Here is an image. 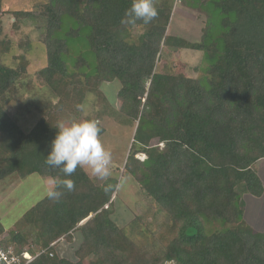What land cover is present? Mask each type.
Segmentation results:
<instances>
[{"label":"trees","instance_id":"1","mask_svg":"<svg viewBox=\"0 0 264 264\" xmlns=\"http://www.w3.org/2000/svg\"><path fill=\"white\" fill-rule=\"evenodd\" d=\"M181 1L205 13L196 38L166 34L172 0H155L158 16L147 25L122 22L132 0H43L32 11L4 10L0 0V33L6 13L14 28L26 18L39 20L46 63L36 74L57 99L52 115L25 132L0 93V176L75 182L72 191L59 187L58 202L42 197L6 234L0 224L4 249L41 250L29 264H264V229L243 215L242 200L245 193L255 204L264 194L256 168L264 158V0ZM30 45L20 43L25 49L12 57L20 59L15 66L0 61L3 86L4 71H26ZM161 45L199 52L198 75L172 63L158 68ZM111 81L118 90L110 101L103 86ZM88 102L92 112L82 116ZM49 104L42 105L49 110ZM105 115L131 126L118 169L154 202L153 215L163 217L152 238L139 216L125 219L116 211L117 189L106 188L117 177L98 183L81 167L65 177L45 163L58 122ZM72 231L78 238L73 259L56 249L59 240H73Z\"/></svg>","mask_w":264,"mask_h":264},{"label":"rangeland","instance_id":"2","mask_svg":"<svg viewBox=\"0 0 264 264\" xmlns=\"http://www.w3.org/2000/svg\"><path fill=\"white\" fill-rule=\"evenodd\" d=\"M38 1L43 0H3V9H26L32 11L35 9V4ZM172 1L173 9L166 28V34L188 39L198 37L204 25L205 13L200 14L199 10H190L181 0ZM207 8L209 9V6H206L205 10H207ZM213 14L215 17L216 13L213 12ZM196 16H200V18H196ZM2 20L3 25L0 33V61L2 64L15 66V63L20 59H12V57H18V55L23 53L22 50L25 49L19 48L20 43L30 42L31 44L27 54H23L24 59L27 61L26 71L24 73L4 71L2 78L7 81L4 86L2 82L0 83L2 85V87L0 85V93H4L3 97L6 98L4 102L5 108L16 120L21 129L25 132H29L42 116L49 118V115H52V105L57 100L55 96L49 93L45 83L36 74V70L46 63V54L44 46L41 44L42 39L38 30V25L40 23L39 20L26 18L23 19L18 28H14V26H12L13 18L9 13L4 14ZM2 43L5 45L8 44L9 49L3 50ZM80 47L84 49V46ZM160 48V53L156 62L158 68L162 70L166 69V66L172 63L173 66L175 65V70H179L189 76L198 75V72H195L193 67L201 64V54L199 52L183 50L181 53L166 45H161ZM7 87L9 88L6 89ZM103 90L111 101L118 90V83L115 81L107 82L105 86H103ZM92 98L94 97H89V99ZM44 102H47V104L50 103L49 105L51 107L49 110L42 105ZM88 103L84 104L82 107V116L91 114L92 112L91 104ZM112 105L116 111L119 110L120 105L118 99L114 98ZM120 120L121 119H118L116 115H105L99 119L100 125L104 128L101 139L104 146L111 151L113 157L112 176L117 178L122 176L119 174L118 161L122 157V153L128 149L130 137L132 135L131 126L127 124L123 125L119 122ZM61 122L66 124L70 123L65 119L61 120ZM135 156L140 160L145 158L143 153H138ZM256 168L259 177L264 181V158L256 162ZM84 169L96 180V182L99 183L102 181L94 177L89 169L86 167ZM126 177H128V181L124 188L122 190H116L117 198L114 204L115 209L118 214L124 213L125 219H130L131 216H139L143 231H145L144 235L147 239L148 237L152 238V233H155L163 217L159 214H156V216L153 215L155 212L154 202L140 194L137 184L130 176ZM11 178V175L4 177L0 176V224L4 228V234L7 233V230L13 229L15 222L21 215L29 207L33 206L44 197L46 190L53 186L50 184V181H53V179L50 177L44 178L38 174L28 175L23 179L19 177ZM244 195L245 193L242 195V200L245 203L243 215L246 214L247 220L252 223V226L256 230H263L264 194L255 204L250 202V200L247 201ZM113 197L114 194L111 198ZM247 206L249 207L248 210L246 208ZM127 208L128 210H126ZM71 234L73 235V240L71 242L65 241L64 243H62V239L59 240L56 244V249L58 253H67L69 255L68 257L73 259L72 250L78 243V238L75 231H72ZM139 240L145 241V238L142 237ZM163 264L174 263L165 262Z\"/></svg>","mask_w":264,"mask_h":264},{"label":"clouds","instance_id":"3","mask_svg":"<svg viewBox=\"0 0 264 264\" xmlns=\"http://www.w3.org/2000/svg\"><path fill=\"white\" fill-rule=\"evenodd\" d=\"M124 23L142 21L145 25L158 16L155 0H132L131 7L126 11ZM56 135L51 142V150L46 156L45 163L50 168H57L65 177H70L78 167L87 168L91 174L101 180L112 176L113 157L101 139L102 128L100 121L85 119L70 123L58 122L55 126ZM128 177H118L116 185L109 184L106 191L113 188L122 190L127 184ZM52 187L46 190V197L59 201L63 192L60 186L72 191L75 182L72 179L50 181Z\"/></svg>","mask_w":264,"mask_h":264},{"label":"built area","instance_id":"4","mask_svg":"<svg viewBox=\"0 0 264 264\" xmlns=\"http://www.w3.org/2000/svg\"><path fill=\"white\" fill-rule=\"evenodd\" d=\"M55 242H53L52 244H54ZM41 252V250H35L33 254L28 250L24 249L21 253H16L11 247H7L6 249H4L0 243V264H29Z\"/></svg>","mask_w":264,"mask_h":264},{"label":"crops","instance_id":"5","mask_svg":"<svg viewBox=\"0 0 264 264\" xmlns=\"http://www.w3.org/2000/svg\"><path fill=\"white\" fill-rule=\"evenodd\" d=\"M263 181V180H262ZM263 183H264V181H263ZM46 195V194H45Z\"/></svg>","mask_w":264,"mask_h":264},{"label":"bare ground","instance_id":"6","mask_svg":"<svg viewBox=\"0 0 264 264\" xmlns=\"http://www.w3.org/2000/svg\"><path fill=\"white\" fill-rule=\"evenodd\" d=\"M173 262V261H172Z\"/></svg>","mask_w":264,"mask_h":264}]
</instances>
